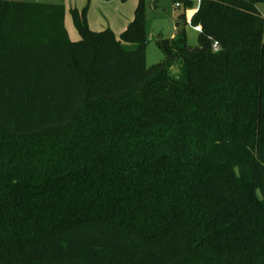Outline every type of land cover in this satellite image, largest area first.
<instances>
[{
	"label": "trees",
	"instance_id": "1",
	"mask_svg": "<svg viewBox=\"0 0 264 264\" xmlns=\"http://www.w3.org/2000/svg\"><path fill=\"white\" fill-rule=\"evenodd\" d=\"M178 1L147 67L148 0H0V264H264V0Z\"/></svg>",
	"mask_w": 264,
	"mask_h": 264
},
{
	"label": "rangeland",
	"instance_id": "2",
	"mask_svg": "<svg viewBox=\"0 0 264 264\" xmlns=\"http://www.w3.org/2000/svg\"><path fill=\"white\" fill-rule=\"evenodd\" d=\"M78 5L88 6L91 16L97 17L101 20V12L108 14L111 19L117 20L120 15L127 16L129 12L133 15L134 7L138 0H76ZM109 1V3H106ZM102 3L107 4L103 7ZM177 0H155L154 2L148 1L146 10V26L148 34V42L146 47V64L151 67L163 61L164 55L157 45L160 39H171L176 36L177 30L185 29V22H188L186 27L189 45H197L198 35L191 26V18L194 13V8L185 9L184 5L181 8L176 7ZM261 13L264 17V6H261ZM190 22V24H189Z\"/></svg>",
	"mask_w": 264,
	"mask_h": 264
},
{
	"label": "crops",
	"instance_id": "3",
	"mask_svg": "<svg viewBox=\"0 0 264 264\" xmlns=\"http://www.w3.org/2000/svg\"><path fill=\"white\" fill-rule=\"evenodd\" d=\"M128 1V0H126ZM123 1L122 2H126ZM106 3H109V1H106ZM139 3V0L136 3V6L134 7V12L133 15H130L128 12L126 15H120L117 20H114L108 14H103L101 12V20H97V17L94 18V16L90 14V11L88 12V22H89V27L91 28L92 31L94 32H101L107 28L111 29L113 33L118 37L120 36L129 26V24L133 21L134 19V14L136 7ZM88 4H90V0H88ZM105 7H107V4L102 3ZM64 5H65V27L68 32L69 38L72 42H78L80 40V36L75 29L70 11L72 9H79L82 10L85 6L83 5H78V2L76 0H64ZM106 9V8H105ZM107 10V9H106ZM175 36H172L171 38H174Z\"/></svg>",
	"mask_w": 264,
	"mask_h": 264
},
{
	"label": "built area",
	"instance_id": "4",
	"mask_svg": "<svg viewBox=\"0 0 264 264\" xmlns=\"http://www.w3.org/2000/svg\"><path fill=\"white\" fill-rule=\"evenodd\" d=\"M148 1H151V2H154L155 0H148ZM176 7L177 8H181L182 7V3L180 1L177 0V3H176ZM190 24V22H189ZM192 26V25H191ZM193 29L197 32V33H202V28L201 26H192ZM218 44H214V49L217 50L218 49Z\"/></svg>",
	"mask_w": 264,
	"mask_h": 264
}]
</instances>
